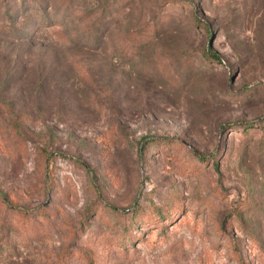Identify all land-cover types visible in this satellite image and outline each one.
Masks as SVG:
<instances>
[{
  "label": "rangeland",
  "instance_id": "374dc122",
  "mask_svg": "<svg viewBox=\"0 0 264 264\" xmlns=\"http://www.w3.org/2000/svg\"><path fill=\"white\" fill-rule=\"evenodd\" d=\"M0 264H264V0H0Z\"/></svg>",
  "mask_w": 264,
  "mask_h": 264
},
{
  "label": "trees",
  "instance_id": "16d2710c",
  "mask_svg": "<svg viewBox=\"0 0 264 264\" xmlns=\"http://www.w3.org/2000/svg\"><path fill=\"white\" fill-rule=\"evenodd\" d=\"M160 216H163V215H160Z\"/></svg>",
  "mask_w": 264,
  "mask_h": 264
}]
</instances>
